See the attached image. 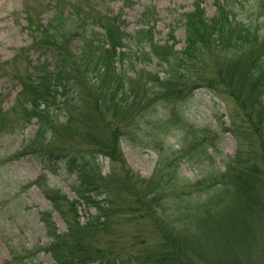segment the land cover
Returning a JSON list of instances; mask_svg holds the SVG:
<instances>
[{
  "label": "trees",
  "instance_id": "trees-1",
  "mask_svg": "<svg viewBox=\"0 0 264 264\" xmlns=\"http://www.w3.org/2000/svg\"><path fill=\"white\" fill-rule=\"evenodd\" d=\"M47 1L55 9L46 23L29 17L31 47L50 57L21 80L19 125L34 120L36 130L20 153L75 175L76 197L49 185L44 173L36 177L66 221L59 232L51 210L40 212L49 235L42 249L55 264H261L264 2L213 0L207 16L204 0H193L178 47L175 26L164 40L154 37V6L128 32L104 9L118 0ZM198 88L233 101L222 130L233 135L234 154L220 153V132L187 121L172 105ZM124 138L157 152L148 178L126 163ZM181 163L197 172L193 180Z\"/></svg>",
  "mask_w": 264,
  "mask_h": 264
},
{
  "label": "rangeland",
  "instance_id": "rangeland-1",
  "mask_svg": "<svg viewBox=\"0 0 264 264\" xmlns=\"http://www.w3.org/2000/svg\"><path fill=\"white\" fill-rule=\"evenodd\" d=\"M192 1L130 0L127 5L118 0L105 4L104 9L109 15H117L120 26L132 32L141 27L142 10L154 6V37L160 41L164 40L168 26H175L176 45L180 47L184 40L182 14L192 8ZM250 1L254 3V0ZM46 2L48 1L0 0V117L6 118L2 123L0 121V264H55L42 249L47 244L49 235L40 212L51 210L52 219L59 232L66 229V221L60 212L53 209L39 184L35 182L39 174L44 173L43 180L52 187L60 188L70 198L76 197L71 189L75 175L68 174L63 168L54 171L47 163L39 161L31 154L20 153L22 146L36 130L34 120L26 127L19 125L22 105L18 100V92L21 90V80L28 76L30 65L42 61L45 56L50 57L49 51L31 47L35 32L31 31L30 26L35 25L29 23V17L33 21L46 23L55 9ZM212 2L213 0H204L202 3L207 16H211L214 11ZM248 2L249 0H245V4ZM62 23L63 20H60L56 25L61 27ZM144 27L147 25L144 24ZM78 44L76 39L70 42L72 48H76ZM148 67L153 68L147 65L145 70ZM226 96L224 92L216 96L205 88H198L183 102L175 101L172 104L175 108L183 109L187 121L197 126L211 127L221 133L218 149L222 155L234 154L236 149V141L231 132L222 130L230 125L228 110L234 107L233 101L225 98ZM176 138L168 136L171 141ZM56 142H60L59 139H56ZM132 143L125 138L121 139L123 157L134 171L148 178L153 173L157 152ZM220 157L215 158L217 162ZM103 161L106 168L108 161ZM180 170L190 180L197 176V172L189 169L185 163L180 164ZM77 206L81 219H84L87 215L85 205L79 202ZM91 210L89 212H92ZM103 246H106V243H103ZM259 255L260 258L264 256V251ZM261 264H264V260Z\"/></svg>",
  "mask_w": 264,
  "mask_h": 264
}]
</instances>
